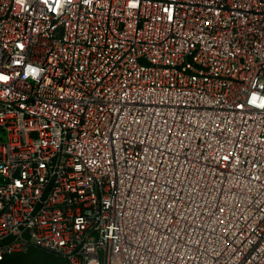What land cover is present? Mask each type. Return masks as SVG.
I'll list each match as a JSON object with an SVG mask.
<instances>
[{
    "label": "built area",
    "instance_id": "1",
    "mask_svg": "<svg viewBox=\"0 0 264 264\" xmlns=\"http://www.w3.org/2000/svg\"><path fill=\"white\" fill-rule=\"evenodd\" d=\"M264 264V0H0V262Z\"/></svg>",
    "mask_w": 264,
    "mask_h": 264
},
{
    "label": "rangeland",
    "instance_id": "2",
    "mask_svg": "<svg viewBox=\"0 0 264 264\" xmlns=\"http://www.w3.org/2000/svg\"><path fill=\"white\" fill-rule=\"evenodd\" d=\"M15 258L5 264H66V262L54 254L34 248L27 253L13 255ZM0 264H3L1 262Z\"/></svg>",
    "mask_w": 264,
    "mask_h": 264
},
{
    "label": "trees",
    "instance_id": "3",
    "mask_svg": "<svg viewBox=\"0 0 264 264\" xmlns=\"http://www.w3.org/2000/svg\"><path fill=\"white\" fill-rule=\"evenodd\" d=\"M14 255H16V254H14ZM13 258H15V256H13V255H11V256H9V257H7L4 261H2L3 262V264H5L6 263V260H7V262L8 261H10L11 259H13ZM1 263V262H0Z\"/></svg>",
    "mask_w": 264,
    "mask_h": 264
}]
</instances>
